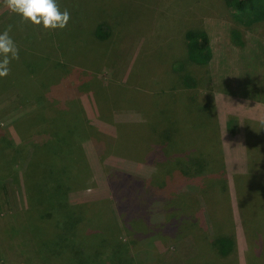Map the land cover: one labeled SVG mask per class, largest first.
<instances>
[{
	"label": "rangeland",
	"instance_id": "1",
	"mask_svg": "<svg viewBox=\"0 0 264 264\" xmlns=\"http://www.w3.org/2000/svg\"><path fill=\"white\" fill-rule=\"evenodd\" d=\"M57 4L73 20L64 30L45 31L17 22L32 34L64 31V47H52L60 63H51L45 74L37 72L28 81L27 89L36 95L31 94L27 103L17 99L15 86L0 92V135H7L15 146L26 144L19 154L14 151L13 163L0 166V264H78L67 251L71 242L61 252H52L57 225L42 208H35L39 204L33 200V187L29 196L25 182L30 178L46 197L55 190L53 181L69 179L68 163L61 172L51 171L58 168L57 159L48 161L46 173L40 168L27 177L32 145L43 142L46 124L61 129L48 117L66 108L78 112L73 117L84 125L83 135L73 139L80 151L71 150L65 140L64 154L88 168L82 171L84 182L56 197L72 206L88 205V211L73 215L74 244H100L103 238V245H131L139 254L136 264H214L209 263V254L205 258L196 251L194 242L234 237L235 249L222 264H264V20L243 23L226 0H57ZM16 17L0 0V33ZM104 23L110 34L97 38L94 31ZM192 33L208 36L213 52L209 64L189 59ZM47 44L42 48L48 50ZM64 53H70L68 58ZM190 79L195 86L184 87ZM175 92L204 101L208 109L211 104L213 116L198 111L199 106L191 112L172 109ZM166 119L185 122L177 133L203 131L207 138L217 121L223 161L215 170L224 165L225 173L214 178L221 179V186L208 188L213 183L209 175L201 178L205 188L193 184L185 191L165 181L173 166L169 148L153 132L159 123L167 125ZM231 119L235 129L229 126ZM14 152L7 149L10 155L0 158L11 159ZM251 154L262 166L257 176L250 169ZM154 177L159 181L150 182ZM239 182L251 203L244 209L236 193ZM153 188L160 196L147 201L156 196L155 190L148 194ZM244 195L242 204L247 202ZM153 202L158 204L157 213ZM176 222L182 223L178 235L166 234L165 225ZM155 227H161L159 232H153ZM39 231L48 239L44 251L35 240Z\"/></svg>",
	"mask_w": 264,
	"mask_h": 264
},
{
	"label": "trees",
	"instance_id": "2",
	"mask_svg": "<svg viewBox=\"0 0 264 264\" xmlns=\"http://www.w3.org/2000/svg\"><path fill=\"white\" fill-rule=\"evenodd\" d=\"M226 1L230 11L233 12L234 16L243 23L254 24L264 20V0ZM75 20L77 19L75 18ZM17 21L23 23L21 18L17 16L15 18V21L10 23V25H8L6 28L8 29L9 26H11V31L9 35L13 39L19 50V59L12 60L9 65L10 71L15 72V76H11L10 74V77L7 76V78L2 79V81L0 78V85L3 84L2 87H0V92H2L1 89H10L15 86V96H17V99L23 103H27V101L30 99L31 94L36 95V93L33 92L31 89H27L29 88L28 81L33 79V75H35L37 72L43 71L42 73L45 74L47 68L50 67L51 63L54 65H58L60 63V61H58L56 53H54L52 50L53 48L62 49L64 47L62 44L63 42L65 43V41L61 38L63 37V35L66 34L62 33L64 31H61V33L54 32L52 34H46V32H44L45 34L43 35H38L36 33L32 34L29 29H21L22 25H20ZM71 21H73L72 18H70V22ZM23 26L25 27V24ZM73 29L76 30V27H73ZM110 31V28L107 26V24L104 23L100 24L95 29L94 34L97 38L107 39L110 34ZM72 34L73 33H67V37L73 38L74 36H72ZM188 40V53L191 62L202 66L209 64L212 60L213 52L212 48L210 47V40L208 36L205 33H192L189 36ZM46 44L47 46H50L48 50L42 48ZM57 44L58 46H56ZM65 55L68 58L70 53H66ZM14 81L15 85H13ZM195 84V81L193 79H190V81H188L187 84L184 83L183 86L186 88H191L194 87ZM39 86H41V84H39ZM37 88L38 87L35 86V89ZM41 88L45 87L41 86ZM45 92L43 93L44 96L46 94ZM172 95L174 99L172 109L176 107L178 109H185L191 112V109L193 107L199 106V108H196L198 111L201 108L204 113L210 112L212 113V116L214 114L215 109L214 107H212L211 104V108L208 109L209 105L205 104L204 101L198 102L192 97L182 98L178 96L176 92L172 93ZM65 110H67V108ZM65 110H58L53 117H48V120L51 119V124L55 122V124H57V127H61V129L54 130L52 126L49 127L46 124L44 131L41 132L43 134L41 136L43 137V142L34 143L32 145L33 152L31 154V165L28 169L29 174H27V177L31 176V172L36 174L40 168H42L43 172L46 173V170L49 168L48 161L50 159H57V163L54 164L55 166H58V168H55L54 171L51 168V171L61 172L68 163L72 167V172L70 173L69 179H59L53 181L52 187L55 190H52V192L49 193L50 195L47 194L46 197H41L42 192L35 185L30 183V178H27L25 181L26 187L28 188L27 191L29 196H31L32 193L30 188L33 187L32 189L35 194L32 195L34 196L33 200L34 202H37L39 204L35 206V208H42L45 212H47V219H51L52 223H56L57 225V232H55L54 234L55 236L58 233L57 239L55 240L57 246H55L56 248L54 247L55 249H52L53 251L50 250V252H61L64 249V246L71 242V244L68 245L69 249H67V251H69V253L72 255V259L78 264H136V262H138L139 254L133 249V246L131 245H118L115 248V246L108 245L107 243L103 245V238L100 244H92L88 242V244H86L85 242L74 244L77 239V231L76 224L73 221V215L75 216V214L78 215L80 212L83 213L84 211H88V205H84L83 207L77 205L72 206L69 205L67 202L64 203V200L62 198L56 197H58V195L61 193H67L68 191L75 189L78 184L84 182L82 177V171H88V168L84 165H78V163H75V159L73 161L72 158H69L68 156L66 157L64 154L66 141L70 143V147H72L71 150L76 148L80 151V148L76 147L77 143L75 144V142H73V139L76 138V136L81 137L83 135L82 127L84 125L82 120L80 121L74 119L73 117L79 116L78 112L74 113ZM174 111L179 113V110ZM42 118H44V116H42ZM26 120L30 121L28 118H26ZM166 120L167 125L159 123L158 127L154 128L155 130L153 132V135L157 134V136L159 137L158 139L165 143L166 146L169 148V155L167 156L168 159H170V162H172L173 166H169V174L165 177V181L168 183L171 181L170 184L174 186L177 184L176 186L179 187L180 190L185 191V189H189L193 184L200 185L202 186V188H205L206 181L203 183L201 181V178L206 175H209L210 178H213V183H211L208 188H215L216 186H221V179L214 178L215 176L221 178L220 174L224 175L225 173L224 165L222 166L221 170H215V165L218 166V164L222 163L223 161L222 144L220 132L217 126V121H214L215 127L213 128V133L210 135L211 138H207V135L203 131H190L188 133H186V131H181L177 133V127L180 125H184L185 122H171L170 119ZM235 125L236 124L234 119H231L229 121L230 128L235 129ZM149 140H151V137ZM203 140H207L206 146L203 144ZM30 142L32 141H28V143ZM51 142H55L54 145L56 146L54 148H51ZM254 143L256 147L258 145L257 141L255 140ZM212 145L215 146L213 149H211ZM0 148L2 149L0 151L1 155L9 156L10 154L6 153L7 149H10L12 153L15 151L17 154H19L20 151L25 150L26 144L22 146H15L7 137V135L3 134L0 135ZM206 148H208L209 151ZM15 152L14 154H11V159H3V157L0 158L2 159L0 166H3V164L5 165L9 162L13 163L14 159L16 158ZM161 153H163V151H161ZM250 165V169H254L255 172H257V176L259 171L262 170V166H259V160L255 154L250 155ZM6 171L8 172V170ZM155 177L150 182L159 181ZM174 179L175 181L173 182ZM239 185L240 182L236 188L237 198L241 207L244 209L245 205L251 206V203H249L248 200L245 198V195L240 190ZM245 186L247 185L245 184ZM154 190L156 191V196L154 197V199L146 198L147 201L155 202L157 197L159 198L160 195L158 194V188L151 189L148 194H151L152 192H154ZM175 190L178 191V189ZM243 195L247 202L242 204ZM153 205H156L153 209V213H157L156 210L158 204L154 203ZM81 209L83 212L81 211ZM183 212L184 211H182V213ZM176 217L177 216H174L172 220L174 221L175 219L176 221L178 219ZM184 217L185 215H181L180 219L184 220ZM156 221L157 220L154 219L153 223H156ZM181 227L182 223L179 225H177V222L175 224L168 223L167 225H165L164 229L166 230L164 231L166 234H170L171 236H177V231ZM160 229L161 227H155L153 229V232H159ZM215 229L217 230V227H215ZM36 234L35 240L39 243L40 248L44 251L43 247L47 246L48 239H45V235L44 233H41V231L37 232ZM194 246L197 252L201 254L205 253V258L206 255L209 254V263L222 264L221 260L234 251L236 242L234 241V237H223L219 240L214 239L209 244L207 243V241L204 244L200 243L199 241H196L194 242Z\"/></svg>",
	"mask_w": 264,
	"mask_h": 264
},
{
	"label": "clouds",
	"instance_id": "3",
	"mask_svg": "<svg viewBox=\"0 0 264 264\" xmlns=\"http://www.w3.org/2000/svg\"><path fill=\"white\" fill-rule=\"evenodd\" d=\"M5 8L19 16L23 23H30L45 31L66 29L71 14L65 9L61 11L57 0H3ZM11 26L0 33V77L10 73V63L19 59V50L10 37Z\"/></svg>",
	"mask_w": 264,
	"mask_h": 264
}]
</instances>
